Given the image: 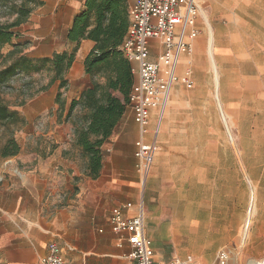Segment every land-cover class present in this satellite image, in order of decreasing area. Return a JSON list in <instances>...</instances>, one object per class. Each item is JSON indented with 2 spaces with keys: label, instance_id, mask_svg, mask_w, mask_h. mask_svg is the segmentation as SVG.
<instances>
[{
  "label": "crops",
  "instance_id": "crops-1",
  "mask_svg": "<svg viewBox=\"0 0 264 264\" xmlns=\"http://www.w3.org/2000/svg\"><path fill=\"white\" fill-rule=\"evenodd\" d=\"M231 1L235 3L232 21L245 22L243 34L248 53L244 56L239 53L241 46L236 39L243 36L240 30H235L228 45L214 41V56L219 64L229 63L235 71L229 84L228 101H259L263 116L264 75L260 81L249 76L242 79L240 73L237 77V71L264 70L263 41L257 44L253 37L256 30L248 24L249 21L264 22V0ZM242 1L244 4L240 3ZM42 2L30 19L35 22L38 35L36 55L22 54L36 61L73 50L75 45L67 41V32L74 18L84 10L86 0ZM136 2L127 0L128 9ZM238 13H244L248 18H239ZM201 20L200 16V34ZM198 39L194 42L193 55L182 60L180 73L187 68L192 70ZM94 46L88 40L81 42L75 62L66 75L65 89L60 90V81L51 83L53 73L48 65L41 72H46L48 79L34 101L35 108L9 107L17 112L21 124L29 126L35 120L37 143L30 148L26 145V134L21 132L25 141L21 145L17 143L19 154L7 159L2 166L0 264H38L52 243L62 247L66 264L128 263L130 249L118 247L109 218L113 209L129 203L134 207L125 210L124 215L132 217L140 203L134 156L139 133L133 112L128 109L103 146V167L97 179L88 176V158L77 144L76 131L86 125L83 119L86 113L77 106L68 116L72 102H79L92 84V79L85 73L84 62ZM241 84L245 86L244 90ZM182 89L187 90L183 86L173 90L170 102L173 105L167 110L160 150L145 189L146 234L153 243L155 260L160 264L173 258L185 260L188 257H193L199 264H216L218 253L233 245L241 233L246 232L244 239L251 245H264V192L255 190V203L248 211L220 210L219 205L222 206L224 199L222 185H228L227 189L232 188L231 185L236 187L237 182L242 181V172L251 171V163L245 159L242 165L239 164L234 149L227 146V142L222 144L219 135L209 141L193 143L199 147L196 152L179 153L174 148L168 140L173 131L171 122L180 104L190 97L180 94ZM58 93H62L60 103H57ZM230 110L233 109H229L231 113ZM154 124L155 117L151 128ZM170 190L173 199L168 194Z\"/></svg>",
  "mask_w": 264,
  "mask_h": 264
},
{
  "label": "rangeland",
  "instance_id": "rangeland-1",
  "mask_svg": "<svg viewBox=\"0 0 264 264\" xmlns=\"http://www.w3.org/2000/svg\"><path fill=\"white\" fill-rule=\"evenodd\" d=\"M20 1L0 0V25L11 24L14 21L15 17L11 9L18 7ZM240 3L244 4L243 1ZM199 4L202 31L198 39L199 46L195 50L192 68L196 84L191 91L184 89L179 91L180 94L190 95V97H187V101L180 104L178 112L171 122L173 131L169 134L168 140L174 144V148L179 153L196 152L199 147L193 146V143L209 141L212 140V137L216 138L219 135L222 144L227 142V146L234 149L233 152H236V159L239 164L244 163L245 159L249 160L251 171L249 169L248 172H242V181H238L236 187L231 185L232 188L228 189L226 188L228 185H224V183L221 189V196L224 199L221 200L222 206L219 205L220 210L236 209L240 213L241 211H248L255 203L253 200L256 199V194H254L256 189L264 192V133L262 134L264 115L262 116L260 113L259 101H245L244 99L228 101L229 84L232 80V74L234 77L235 73L230 68L229 63L219 64L214 56L220 74L218 88L215 83L216 76L210 66L207 54L209 32L204 23L203 12L208 15L215 42L221 41L228 45L233 32L240 30L243 37L236 39L241 46L239 53L242 56L248 53L243 34L246 31L245 22L235 23L232 21L235 3L230 2V0H200ZM30 7H34V5L30 4ZM38 8V5L34 7L33 15ZM33 15L30 19L33 18ZM238 16L242 19L247 17L244 13H238ZM249 16L253 15L249 13ZM258 17L262 16L259 15ZM30 19L20 29L15 30L18 40L14 42L23 45L18 48L22 54L35 56L38 35H36V28L34 27L35 22L30 21ZM248 24L250 28L256 30L253 37L257 44L260 45L263 41L264 46V22L249 21ZM13 50V45L0 46V70L12 62L9 53ZM239 73L242 79L244 76H249L260 81L262 74L264 75V70L242 69L240 72L237 71V77H239ZM46 74V72L32 76L22 74L12 78L4 89H0V103L8 107L31 106L34 109V101L43 91L48 79ZM241 85V89L244 90L245 86ZM172 105L173 103L170 106ZM231 108L233 110H230V113L229 109ZM36 129L35 120L29 126L21 124L19 121L8 125L0 124V173L4 162L7 160L2 157V151L6 144L10 140L16 139L17 143L21 145L25 141L21 135L23 132L27 136L26 145H30V148L35 147L37 143ZM250 157L252 161H250ZM168 194L172 199L174 198L172 190ZM262 200L264 201V197ZM262 205L264 206V203ZM247 223L245 226H248ZM241 234L233 245L224 247L233 251L235 264H249L252 260L262 261L264 259V245H251L244 239L246 232Z\"/></svg>",
  "mask_w": 264,
  "mask_h": 264
},
{
  "label": "built area",
  "instance_id": "built-area-1",
  "mask_svg": "<svg viewBox=\"0 0 264 264\" xmlns=\"http://www.w3.org/2000/svg\"><path fill=\"white\" fill-rule=\"evenodd\" d=\"M200 16L198 0H137L129 10L130 27L121 52L131 63L137 78L130 93L129 109L139 133L134 156L140 203L132 217L124 215L125 210L134 207L129 203L113 209L109 218L118 247L130 249L127 264H160L155 260L153 243L146 234L143 199L160 150V135L173 90L177 86L187 90L195 87L191 68L180 73V66L185 57L194 53V42L200 36ZM153 117L155 124L151 128ZM38 264H66L62 247L57 243L50 244L47 255ZM166 264L199 263L188 257L185 260L173 258ZM216 264H235L233 251L222 249ZM259 264H264V259Z\"/></svg>",
  "mask_w": 264,
  "mask_h": 264
},
{
  "label": "trees",
  "instance_id": "trees-1",
  "mask_svg": "<svg viewBox=\"0 0 264 264\" xmlns=\"http://www.w3.org/2000/svg\"><path fill=\"white\" fill-rule=\"evenodd\" d=\"M42 6V1L21 0L13 7L14 21L0 25V46L13 45L9 53L12 62L0 70V89L19 75L40 74L46 66L51 67L52 82L60 81L59 88L67 87L66 75L72 68L76 53L82 41L95 44L84 62L85 73L92 79L91 86L82 94L79 102L73 101L68 116L77 106L85 111L86 125L76 131L77 144L88 158V176L97 179L103 167V146L114 134L129 109V97L135 83L131 63L125 59L121 47L130 27L127 0H86L84 10L77 15L67 32V41L74 44L71 52L54 54L50 59L32 60L15 44L20 29L30 19L34 7ZM103 80V82H101ZM119 94V97L116 96ZM62 93L57 95L60 103ZM18 122V114L7 105L0 103V124ZM20 152L17 142L12 139L2 151V157L9 159Z\"/></svg>",
  "mask_w": 264,
  "mask_h": 264
},
{
  "label": "bare ground",
  "instance_id": "bare-ground-1",
  "mask_svg": "<svg viewBox=\"0 0 264 264\" xmlns=\"http://www.w3.org/2000/svg\"><path fill=\"white\" fill-rule=\"evenodd\" d=\"M202 16H203V19L205 21V25L208 29V32H209V42H208V57H209V62H210V66L216 76L215 78V83L217 85V88L219 87V70L217 68V64L215 62V58H214V39H213V36H212V30H211V26H210V23H209V18H208V15L207 13L203 12L202 13ZM218 102H219V105H220V101L218 99ZM261 263V261H255V260H252L249 262V264H259Z\"/></svg>",
  "mask_w": 264,
  "mask_h": 264
}]
</instances>
